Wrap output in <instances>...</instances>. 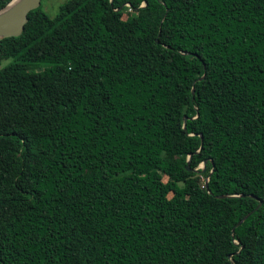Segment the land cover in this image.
Instances as JSON below:
<instances>
[{
  "label": "trees",
  "instance_id": "trees-1",
  "mask_svg": "<svg viewBox=\"0 0 264 264\" xmlns=\"http://www.w3.org/2000/svg\"><path fill=\"white\" fill-rule=\"evenodd\" d=\"M41 5L0 40V264H264V0Z\"/></svg>",
  "mask_w": 264,
  "mask_h": 264
},
{
  "label": "water",
  "instance_id": "water-1",
  "mask_svg": "<svg viewBox=\"0 0 264 264\" xmlns=\"http://www.w3.org/2000/svg\"><path fill=\"white\" fill-rule=\"evenodd\" d=\"M112 0H110L111 2ZM41 0H11L4 8L0 10V40L4 38L18 37L22 34L25 28V24L28 22V14L40 7ZM145 6V3L142 7ZM158 43V41H156ZM205 78L204 75L198 80L201 81ZM194 91L192 90V95ZM186 117L183 118V128H185ZM202 138V137H201ZM202 143V139H201ZM189 161H187L186 169L189 170ZM202 171H204L205 162H203ZM208 181L205 182V188H208ZM261 203L253 210L254 212L260 207ZM250 213V214H251ZM248 215H246L241 221L237 223L239 226ZM234 229L231 231L233 234ZM231 258V257H230Z\"/></svg>",
  "mask_w": 264,
  "mask_h": 264
},
{
  "label": "rangeland",
  "instance_id": "rangeland-1",
  "mask_svg": "<svg viewBox=\"0 0 264 264\" xmlns=\"http://www.w3.org/2000/svg\"><path fill=\"white\" fill-rule=\"evenodd\" d=\"M67 0H41V8L44 13H46L50 17H54L57 13L59 7L64 4ZM199 169L203 168V165L200 164L198 166ZM198 181L200 184H203L205 182V179L203 177L198 176ZM163 181L166 182L167 179L163 178Z\"/></svg>",
  "mask_w": 264,
  "mask_h": 264
},
{
  "label": "built area",
  "instance_id": "built-area-1",
  "mask_svg": "<svg viewBox=\"0 0 264 264\" xmlns=\"http://www.w3.org/2000/svg\"><path fill=\"white\" fill-rule=\"evenodd\" d=\"M129 7V6H128ZM128 11H131V9L129 8Z\"/></svg>",
  "mask_w": 264,
  "mask_h": 264
}]
</instances>
